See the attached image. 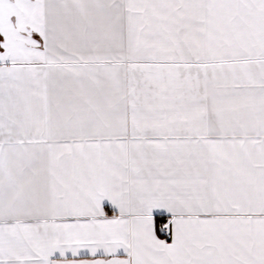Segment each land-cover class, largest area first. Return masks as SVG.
I'll return each mask as SVG.
<instances>
[{"label":"snow or ice","instance_id":"1","mask_svg":"<svg viewBox=\"0 0 264 264\" xmlns=\"http://www.w3.org/2000/svg\"><path fill=\"white\" fill-rule=\"evenodd\" d=\"M0 264H264V0H0Z\"/></svg>","mask_w":264,"mask_h":264}]
</instances>
